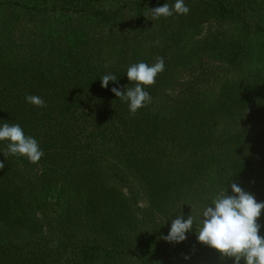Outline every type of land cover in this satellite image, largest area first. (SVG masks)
Instances as JSON below:
<instances>
[{"label":"rangeland","instance_id":"1","mask_svg":"<svg viewBox=\"0 0 264 264\" xmlns=\"http://www.w3.org/2000/svg\"><path fill=\"white\" fill-rule=\"evenodd\" d=\"M84 1L90 0H0V123L19 124L44 152L38 162L26 167L6 155V142L0 143V153H5L0 155V162H4L0 169V211L11 210L25 219L35 212L46 213L47 222L41 219L44 230L40 243L48 250L58 244L55 230L52 235L46 230L60 195L50 192V164L62 165L69 155L85 153L73 144L95 150L99 141L87 137L102 128L92 117L101 116V108L98 115L93 109L87 117L79 112L72 118L66 114L70 100L87 95L84 82L69 84L67 74L82 56L94 60L99 46L102 51L113 50L110 66L119 64L117 81L109 83L103 97L116 107L112 124L122 128L132 148L134 156L127 165V174L132 176L121 182L100 172L92 180L87 177L78 180L77 186L73 184V192H68L73 200L69 199L67 207L74 214L69 217L73 220L68 221V228L75 226L76 215L88 209L94 215L93 225L103 223L114 234H122L123 245L131 246L133 252L128 259H102L107 264H142L134 254L142 242L149 244V250L155 247L171 254L160 261L149 258L146 264H232L230 258L219 255L211 262L205 260L194 229L179 244L162 237L168 233L171 218L181 213L186 217L190 212L197 216L203 205L231 182L264 202V40L256 39L254 33L256 26L264 27V0H224L241 12L237 21L215 20L213 9H207L209 0H185L190 9L187 15L153 20L149 9L155 7L144 0L145 6L122 10L112 25L105 27L74 12ZM165 2L171 5L174 0ZM63 6L73 10L61 11ZM243 38L251 50L244 68L224 73L227 52ZM59 49L73 53L64 68L51 65L52 61L60 65L58 58L63 56L55 52ZM157 57L164 59L165 69L153 85L146 87L151 102L130 115L127 104L110 89L132 87L133 82L124 75L126 67L140 61L151 64ZM101 65V69L110 68L104 67L106 62ZM26 95L42 97L46 107L26 103ZM96 97L101 98L97 93ZM121 118L129 122L122 123ZM63 127L62 135L67 139L78 136L63 146L64 150H53L61 146L54 141ZM103 160L114 163L105 156ZM33 169L45 170L44 178L34 179ZM24 180L33 182L26 191L21 190ZM62 184L59 181V186ZM44 187L47 191L40 192ZM227 194L231 195L230 188ZM263 216L264 209L259 218ZM77 238L70 235L65 244L73 248ZM118 238L120 244V235ZM185 245L190 247L175 253ZM5 261L10 258L0 259Z\"/></svg>","mask_w":264,"mask_h":264},{"label":"trees","instance_id":"2","mask_svg":"<svg viewBox=\"0 0 264 264\" xmlns=\"http://www.w3.org/2000/svg\"><path fill=\"white\" fill-rule=\"evenodd\" d=\"M163 1L165 2V0H150L147 5L158 7L164 4ZM199 1H203L204 3L207 0H197L198 3H200ZM145 3L144 0H90L81 2L80 10L76 11V9H74V12L83 13L84 16L93 18L97 26L105 27L117 19L122 10L130 7L140 8L145 6ZM192 3L196 2L193 1ZM206 4L209 11L213 9V18L215 20L237 21V19H240L241 17V12L229 7L224 0H209ZM36 7L37 6L33 5L34 9ZM70 9L73 10V8H70L69 6H63L60 8L61 11H71ZM242 22L245 24L246 19H243ZM247 31H249L248 27ZM254 33L256 34V39L264 40V27L256 26ZM73 43L75 44L76 42ZM245 43L246 41L243 38L237 45H234L233 48L227 52L225 56L227 66L224 73L230 74L232 70L236 71L244 68L248 55L251 54L249 46H246ZM255 46L256 45L253 47ZM97 48L98 49L94 51V60L91 61L88 57L82 56L80 59L81 61L73 64L72 68L74 69L71 68V73H68L70 75L68 76L67 74V77L71 79L68 81L69 84L73 83L78 85L81 84V82H84L82 85L83 88L86 89L87 95L83 98L75 97L70 100L67 108H65L66 114L72 118L74 114H78L79 112L82 116L87 117L90 116L92 111H94L93 109H95L94 112L98 115V109L101 108L102 115L99 117H92L96 118V120L101 123L102 128L99 131L90 132L87 137L99 141V145H97L95 150L82 145L80 146V143H78L77 146H74L73 144V147L76 149L77 147H80L81 152L85 153L69 155L67 163H62V165H57V162L50 164V192H57V195H60L56 199L58 209L50 211V228L46 230L50 231V235L55 232V234L59 236L58 244L50 247V250H48L47 246H42L43 244L40 243V238L43 237L42 230H44L42 224L45 221L47 222L46 213L35 212L33 215L29 216L28 219H25L24 217L22 218L23 214H17L11 210H2L0 211V259L8 260L10 258V261L0 262V264H107V260L114 261L123 258L128 259L133 252V248H130L131 246L123 245V243H125L122 242L124 237L121 236L122 234H119L118 230L117 233L120 235L121 239L120 244L117 243L119 235L114 234V231L107 229L106 226H103V223L93 225L94 215H91L90 212H88V209L83 210L78 216L76 215L74 222L75 226H72V228H68L69 226H67L68 221L73 220V216L72 219H69V217L74 214V212L70 213L71 210L67 207L69 205V199L73 200L68 192H73V188L71 187L73 184L75 185V183L77 186L78 180L86 179L87 177L92 180L93 176L99 175L101 172L104 177L105 175L108 177H111L112 175L117 181L124 182L126 178L131 175L127 174V165L131 161L130 157L134 156L131 151L132 148L129 145L124 131L121 130L122 128L114 127L112 124L111 118L115 114L114 110L116 107H113L109 101H106L103 97L104 94L107 93L106 89H108L109 84L106 88L101 87L99 79L101 78L100 75L105 74H114L117 76V66L119 64L117 63L114 66H110L109 64L110 60L113 59L110 51L113 50L102 51L104 49L100 50L99 46H97ZM257 48L261 52V46L257 45ZM55 52L60 56H63V58H58L60 65H53V61L51 65L55 68L66 67L65 64L67 62L70 63L71 57L69 58V56L73 53L71 51L67 53L63 51L60 52V49ZM52 57L53 54L50 53V59ZM121 61L123 60L121 59ZM100 62H106L108 65L104 67L110 66L109 70H106V68L101 69L103 66ZM123 66L126 65L124 64ZM96 93L97 96L100 95L101 98L96 97ZM241 117L243 116L241 115L238 118ZM120 122L127 123L129 122V119L121 118ZM64 129L65 127L59 130L58 133H60V135L57 137V140L54 141V143L58 142L62 147L69 144L78 136L76 135L67 139L66 135H62L65 133V131H63ZM87 138H82V140H86ZM61 146L59 148L52 147V149L58 151L64 150V147L62 148ZM104 156L114 160V163H109L108 161L103 160ZM14 157L15 160L22 163L24 162L26 167H28L30 163L28 159H24L23 161V159L18 156ZM52 161L53 160L50 162ZM33 173L34 179H40L44 178L46 171L41 170L39 172L33 169ZM110 180L111 179L108 178V181ZM59 181H62V186H59ZM214 181L222 184V182L217 179ZM32 184L33 182L24 180V187H22L21 190H28L31 188ZM213 184L211 183V186ZM208 185L207 187L210 188L211 186ZM46 187L40 190V192H46ZM80 189L82 192H87L85 187L83 190L81 187ZM74 192H76V190H74ZM93 192H97V190ZM41 219L44 220V222ZM257 222L261 225L260 235L264 236V216L259 218ZM54 226H56V228H54ZM4 234H7L8 236L3 238L2 236H6ZM70 235L72 237L78 236L75 240L77 244H75L73 248H70L65 244L66 239L70 237ZM65 236L67 238L64 240ZM140 236L141 234H138V237ZM188 247L190 246H181L182 249L175 251V253H182ZM139 248L140 251L134 254L142 264H146L145 260L149 258L160 261L162 257H171L168 250H161L155 247L150 250L147 249L150 248V246L145 242H142ZM200 248H202L203 258L209 262L219 255L215 250L210 249L207 246L202 245ZM44 252L47 255H45ZM81 256L83 257L80 258ZM18 259L20 262L17 261ZM95 259L102 263H99L98 261L95 262ZM102 259L106 261L104 262Z\"/></svg>","mask_w":264,"mask_h":264},{"label":"clouds","instance_id":"3","mask_svg":"<svg viewBox=\"0 0 264 264\" xmlns=\"http://www.w3.org/2000/svg\"><path fill=\"white\" fill-rule=\"evenodd\" d=\"M153 20L173 15H187L190 11L185 0H174L170 5L165 2L161 6L149 9ZM165 69L162 57H157L154 63L140 61L126 67L125 76L132 87L123 89L113 87L110 91L122 103H126L130 115L151 102V95L146 90L156 82V77ZM100 79L101 87L106 88L109 82L115 83L117 76L105 74ZM25 102L33 106L46 107L42 97L26 95ZM5 143V153L9 156L26 157L36 163L44 152L38 141L25 135L19 124L0 123V143ZM5 153H0L3 155ZM4 162H0V169ZM230 188L231 195L227 194ZM264 209V202H258L254 195L243 190L238 184L231 182L221 189L217 195L203 205L197 216L190 212L186 217L181 213L170 219V227L163 240L179 244L187 239V234L193 232L196 241L215 250L221 258H230L232 264H264V236L260 235L261 225L257 222ZM187 259V257H185Z\"/></svg>","mask_w":264,"mask_h":264}]
</instances>
